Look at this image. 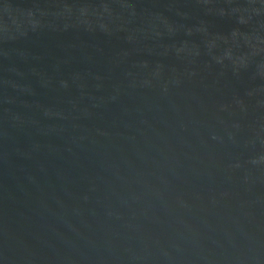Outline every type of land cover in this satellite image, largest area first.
I'll use <instances>...</instances> for the list:
<instances>
[{"label":"water","instance_id":"obj_1","mask_svg":"<svg viewBox=\"0 0 264 264\" xmlns=\"http://www.w3.org/2000/svg\"><path fill=\"white\" fill-rule=\"evenodd\" d=\"M0 264H264V0H0Z\"/></svg>","mask_w":264,"mask_h":264}]
</instances>
